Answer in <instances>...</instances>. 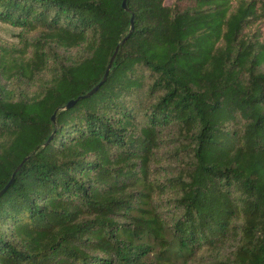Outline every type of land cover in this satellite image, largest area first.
Instances as JSON below:
<instances>
[{"label": "trees", "instance_id": "1", "mask_svg": "<svg viewBox=\"0 0 264 264\" xmlns=\"http://www.w3.org/2000/svg\"><path fill=\"white\" fill-rule=\"evenodd\" d=\"M121 3L0 0V264H264V0Z\"/></svg>", "mask_w": 264, "mask_h": 264}, {"label": "water", "instance_id": "2", "mask_svg": "<svg viewBox=\"0 0 264 264\" xmlns=\"http://www.w3.org/2000/svg\"><path fill=\"white\" fill-rule=\"evenodd\" d=\"M121 6H122V8H123L124 10L128 11V8H127V5H126V0H122ZM132 30H133V16L131 17V20H130V31H132ZM118 48H119V44L115 47V50H114V52L112 53V55H111V57H110V59H109V62H108V64H107V66H106V69H105V71H104V74H103L101 80L99 81V83H97L92 89H90V90H89L88 92H86L84 95L78 96L76 99H71V100H69V101L65 104L64 108L67 109V108H69L70 106H72V105L75 103L76 100H79V99H81V98H83V97H87V96L91 95L92 93L96 92V90L99 88V86L105 82V80H106V78H107V75H108V73H109V71H110V68H111V66H112V64H113V62H114V59H115V56H116V53H117ZM51 120H52L53 123H55V113L51 116ZM29 157H30V155H27V156H26V157H25V158H24V159H23V160L17 165V167H16V168L14 169V171L12 172L9 181H8V182L5 184V186L0 190V195H2V194L6 191V189L11 185V183H12L13 180H14V176H15L16 172L22 167V165L24 164V162H25L26 160L29 159Z\"/></svg>", "mask_w": 264, "mask_h": 264}, {"label": "rangeland", "instance_id": "3", "mask_svg": "<svg viewBox=\"0 0 264 264\" xmlns=\"http://www.w3.org/2000/svg\"><path fill=\"white\" fill-rule=\"evenodd\" d=\"M20 29L0 22V39L3 43H11L17 40Z\"/></svg>", "mask_w": 264, "mask_h": 264}]
</instances>
